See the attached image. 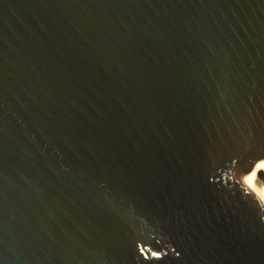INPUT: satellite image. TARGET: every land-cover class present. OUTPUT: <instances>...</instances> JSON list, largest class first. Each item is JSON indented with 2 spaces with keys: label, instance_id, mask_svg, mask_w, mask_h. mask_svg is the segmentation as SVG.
<instances>
[{
  "label": "water",
  "instance_id": "water-1",
  "mask_svg": "<svg viewBox=\"0 0 264 264\" xmlns=\"http://www.w3.org/2000/svg\"><path fill=\"white\" fill-rule=\"evenodd\" d=\"M0 264H264V0H0Z\"/></svg>",
  "mask_w": 264,
  "mask_h": 264
}]
</instances>
